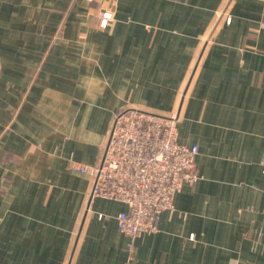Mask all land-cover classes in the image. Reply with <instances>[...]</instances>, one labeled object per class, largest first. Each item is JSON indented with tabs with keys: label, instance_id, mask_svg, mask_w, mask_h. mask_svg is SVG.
Segmentation results:
<instances>
[{
	"label": "crops",
	"instance_id": "crops-1",
	"mask_svg": "<svg viewBox=\"0 0 264 264\" xmlns=\"http://www.w3.org/2000/svg\"><path fill=\"white\" fill-rule=\"evenodd\" d=\"M100 2L0 0V264H264V0H116L105 29ZM128 107L178 112L198 146L135 237L68 166Z\"/></svg>",
	"mask_w": 264,
	"mask_h": 264
},
{
	"label": "built area",
	"instance_id": "built-area-1",
	"mask_svg": "<svg viewBox=\"0 0 264 264\" xmlns=\"http://www.w3.org/2000/svg\"><path fill=\"white\" fill-rule=\"evenodd\" d=\"M115 5L116 0H101L98 28L105 29L112 21ZM225 21L230 22L229 15ZM177 122L176 111L160 114L135 107L122 109L113 116L95 164L68 162L70 169L91 177V197L126 206L115 219L118 230L128 237L156 232L160 213L172 210L175 194L199 177L195 168L198 146L178 141Z\"/></svg>",
	"mask_w": 264,
	"mask_h": 264
}]
</instances>
